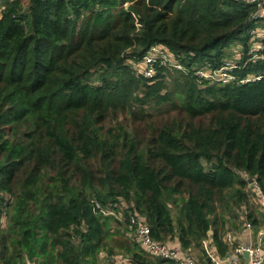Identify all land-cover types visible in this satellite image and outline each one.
Returning <instances> with one entry per match:
<instances>
[{
	"label": "trees",
	"instance_id": "1",
	"mask_svg": "<svg viewBox=\"0 0 264 264\" xmlns=\"http://www.w3.org/2000/svg\"><path fill=\"white\" fill-rule=\"evenodd\" d=\"M253 12L235 0L8 4L0 15V264H173L142 253L125 222L94 201L136 213L154 241L176 237L205 260L203 242L224 257L222 238L241 216L256 228L246 178L264 194V51L236 72L261 77L244 85L199 87L189 72L161 68L145 80L127 65L160 46L187 70L217 69L231 47L247 50ZM162 105L170 111L142 110ZM119 115L138 117L145 130Z\"/></svg>",
	"mask_w": 264,
	"mask_h": 264
},
{
	"label": "built area",
	"instance_id": "2",
	"mask_svg": "<svg viewBox=\"0 0 264 264\" xmlns=\"http://www.w3.org/2000/svg\"><path fill=\"white\" fill-rule=\"evenodd\" d=\"M241 1L254 7V12L251 20L257 25L248 33L249 41L247 50L237 45V50H234L232 59H225L221 66L213 69L209 63L203 64L200 67L192 70L185 69L178 60L169 54L160 46H152L147 53L138 60L131 61L133 65L140 67L135 68L137 76L152 80L156 76V70L161 68L169 71L190 73L196 81L197 86L204 87L206 84L227 85L230 83L248 84L259 81L260 76H247L244 79H239L236 72L242 71L247 65L254 64L262 60L264 51V0H235ZM243 178H246L243 174ZM249 178H246L248 180ZM251 184H248L249 201L253 202L259 212L260 227L255 235V241L247 246H241L234 242L230 234L223 238V243L228 246L229 250L224 257L217 254L214 256L211 246L205 241L203 247L207 258L213 264H264V194L253 179ZM7 198H4L3 206H6ZM95 209L105 216L114 217L116 220L124 221L127 228V235L130 240L138 246L144 253L156 259L170 262L173 264H197L194 258L178 247H170L166 243L154 241L150 236V228L142 217L136 213H127L123 217L121 209L112 210L102 208L97 202H93ZM125 207L124 205H122ZM6 212L4 207L1 209L0 224L5 225ZM245 228L250 231L251 224L245 223ZM247 254V259L242 260V256Z\"/></svg>",
	"mask_w": 264,
	"mask_h": 264
},
{
	"label": "crops",
	"instance_id": "3",
	"mask_svg": "<svg viewBox=\"0 0 264 264\" xmlns=\"http://www.w3.org/2000/svg\"><path fill=\"white\" fill-rule=\"evenodd\" d=\"M248 204H249V209H250L249 211L253 212L254 216L257 219V222H258L257 227L256 228L252 227V229L250 231H248L245 228V224H244L245 216H241L238 221H235L234 226L232 228H229L227 230L226 234H225V235L230 234L232 239L234 240V242L236 244H238V245H241V246H247V245H249V244H251V243H253L255 241V235H256L257 231L259 230V227H260V224H261L260 223L259 212H258V209H257L256 205L253 202H251V201H249ZM243 210H245V209H243ZM224 236H223V238H224ZM223 238H222V241H223ZM205 241L211 246L210 248H212V250H213L212 253H214V256H215L216 252H215V250H214V248H213V246L211 244V240L207 239ZM165 243L168 246H170V247H178V248H180L178 240H177L176 237H174V239L166 240ZM202 248L205 251V249L203 247V244H202ZM141 252L144 253L143 251H141ZM144 254H146V253H144ZM189 254L193 258H195L194 260L196 261L197 264H206L205 262H208V261L210 262V264H213V262L211 260H209L208 258H207V260L201 259L202 256L199 255L197 250H194V251L190 252ZM146 255L149 256L148 254H146ZM149 257L152 258V259H156V258H154L152 256H149ZM246 259H247V257L242 256V260L243 261H245ZM167 264H169V263H167Z\"/></svg>",
	"mask_w": 264,
	"mask_h": 264
},
{
	"label": "rangeland",
	"instance_id": "4",
	"mask_svg": "<svg viewBox=\"0 0 264 264\" xmlns=\"http://www.w3.org/2000/svg\"><path fill=\"white\" fill-rule=\"evenodd\" d=\"M12 1L14 0H0V15L2 14V11L4 10V8L10 4ZM234 50H237V46H233L231 47L229 50L226 51V59H232L233 55H234ZM127 65L129 66V69L132 71V73L137 77V74L135 73V68L140 67L137 65H133V62H131V60H129L127 62ZM165 74V78H164V83L169 84V86H171V82L173 80L172 77L166 75V73H163V75ZM171 106L170 105H162L160 107H154V106H145L143 107V111L145 113H147L148 115L151 116H159L162 115L168 111H170ZM107 122V121H106ZM118 122L123 123L125 125H128L130 127L131 130H135L140 132L141 130H145V125L144 123L141 122V120L137 117V119H132L130 117L126 118L125 116H118ZM108 124V123H107ZM106 124V126H108ZM236 228V227H235ZM121 242H124L123 239H118ZM118 242V241H117ZM195 259V258H194ZM101 264H106L103 260L101 261Z\"/></svg>",
	"mask_w": 264,
	"mask_h": 264
},
{
	"label": "water",
	"instance_id": "5",
	"mask_svg": "<svg viewBox=\"0 0 264 264\" xmlns=\"http://www.w3.org/2000/svg\"><path fill=\"white\" fill-rule=\"evenodd\" d=\"M248 184H251L252 183V180L248 179L247 180ZM212 233L209 232V235H211ZM245 257H247V254H244ZM135 264H146V263H142V262H139V261H134Z\"/></svg>",
	"mask_w": 264,
	"mask_h": 264
}]
</instances>
